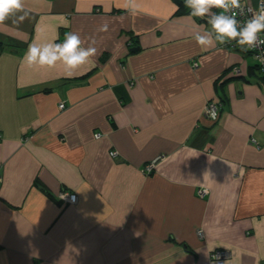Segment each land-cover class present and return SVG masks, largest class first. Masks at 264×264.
Returning <instances> with one entry per match:
<instances>
[{
    "label": "crops",
    "instance_id": "crops-1",
    "mask_svg": "<svg viewBox=\"0 0 264 264\" xmlns=\"http://www.w3.org/2000/svg\"><path fill=\"white\" fill-rule=\"evenodd\" d=\"M24 2L23 23L0 24V264H264L253 56L235 41L198 46L208 17L176 15L171 0H136L135 14L125 0ZM66 32L97 50L71 76L23 63Z\"/></svg>",
    "mask_w": 264,
    "mask_h": 264
},
{
    "label": "clouds",
    "instance_id": "clouds-1",
    "mask_svg": "<svg viewBox=\"0 0 264 264\" xmlns=\"http://www.w3.org/2000/svg\"><path fill=\"white\" fill-rule=\"evenodd\" d=\"M184 6L190 9L192 17L201 19L208 17L207 23L211 28L203 34L195 35L198 46L208 48L216 43L224 45L235 41L236 45L245 52L264 46V38L259 35L264 32V0H260L258 10L243 24L236 18L238 14L244 15L241 0H184ZM176 7L179 8L178 5ZM124 8L135 14L138 11L136 0H125ZM213 8L220 11L214 13ZM29 15L30 11L25 8L24 0H0V24L11 19L12 24L18 26ZM106 28L107 26L104 25L101 30ZM56 39L58 37L50 41L30 44L23 57V63L29 68H52L59 63L65 73L71 76L76 69L96 55V48L91 44L83 47L82 40L76 33L66 32L61 43H57ZM256 59L264 63V56H257ZM209 115L212 119L216 118L214 111H209ZM38 126L39 121H34L32 127ZM20 131L26 132L27 127H22Z\"/></svg>",
    "mask_w": 264,
    "mask_h": 264
},
{
    "label": "built area",
    "instance_id": "built-area-1",
    "mask_svg": "<svg viewBox=\"0 0 264 264\" xmlns=\"http://www.w3.org/2000/svg\"><path fill=\"white\" fill-rule=\"evenodd\" d=\"M241 4L244 6V15H239L238 14L236 18H237L238 21L241 22V24H243L244 22L247 21V19L251 18L255 14V12L258 10L259 4L257 6H253L252 4L243 3V2H241ZM259 35H260L261 38H264V32H261ZM59 43H61V42H59ZM253 51H254V57L255 58L257 56H264V46H261L260 48H256V49L251 50V52H253ZM258 63H259L260 69L264 71V63H262L259 60H258ZM195 64L197 65L198 63H195ZM236 70H239V68L236 67ZM59 107L63 108L64 104L60 103ZM218 107H219V105L216 104L215 101L208 102L205 105V109H204L205 110L204 112H205L206 116L208 118L212 119V117L209 115V111H214L216 113V118H217L218 115H219ZM97 136L100 137L101 133H97ZM110 154L113 155V156H116L118 153H117L116 150H112V151H110ZM153 166H154V162H151V163L147 164L146 169L148 171H151L153 169ZM205 191H206V189H201L199 192H200V194H204ZM62 197L64 199H66V200H70L71 202H75L77 200V198H78V196L76 194L68 193V192H62ZM213 256L214 257L226 256V253L225 252H220V251H215L213 253Z\"/></svg>",
    "mask_w": 264,
    "mask_h": 264
},
{
    "label": "trees",
    "instance_id": "trees-1",
    "mask_svg": "<svg viewBox=\"0 0 264 264\" xmlns=\"http://www.w3.org/2000/svg\"><path fill=\"white\" fill-rule=\"evenodd\" d=\"M176 6L178 5L179 6V8L177 9V11H176V15H184V14H186V13H190V9H188V8H186L185 6H184V0H171ZM242 2V1H241ZM244 3V2H243ZM216 13V12H215ZM132 36V35H131ZM131 39H133V41L135 42V36H132L131 37ZM131 42V41H130ZM131 44H133L132 42L130 43V47H131ZM249 54H251L252 56H253V58H254V60H255V64L256 65H251L250 66V69L252 70V72L254 73V72H256L255 71V69L257 70V72H258V74H259V76H260V80H261V83H263L264 84V71L263 70H261L260 69V66H259V63H258V60L254 57V51L253 52H251V50L250 51H247ZM198 63V62H197ZM224 81L225 80H223V82L221 83V84H223L224 83ZM225 84V83H224ZM223 84V85H224ZM222 85V86H223ZM220 96L222 97L221 99H223V96L220 94ZM221 99L220 100H217V99H210V100H208V102H212V101H215L216 102V104H218L219 105V107H218V109H219V115H220V110H221ZM207 102V103H208ZM206 103V104H207ZM64 104V106H65V103H63ZM219 115H218V117H219ZM218 117L216 118V119H218ZM216 119H212V120H216ZM98 133H101V132H98ZM101 135H102V133H101ZM112 150H114V149H112ZM113 156V155H112ZM153 162V161H152ZM149 163H151V161L150 162H148V163H146L145 164V166L143 167L144 169L147 167V164H149ZM63 192H68V193H74V194H76L77 196H78V194L76 193V192H73V191H70V190H64ZM78 199V198H77ZM63 200L65 201V202H70V203H75V202H71L70 200H66V199H64L63 198Z\"/></svg>",
    "mask_w": 264,
    "mask_h": 264
},
{
    "label": "water",
    "instance_id": "water-1",
    "mask_svg": "<svg viewBox=\"0 0 264 264\" xmlns=\"http://www.w3.org/2000/svg\"><path fill=\"white\" fill-rule=\"evenodd\" d=\"M136 49H139V46L132 47V50H136Z\"/></svg>",
    "mask_w": 264,
    "mask_h": 264
}]
</instances>
